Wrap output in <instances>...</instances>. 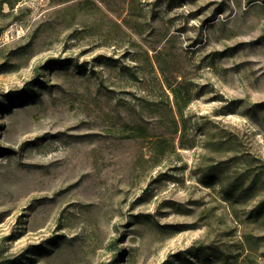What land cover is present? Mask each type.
<instances>
[{"label": "rangeland", "instance_id": "374dc122", "mask_svg": "<svg viewBox=\"0 0 264 264\" xmlns=\"http://www.w3.org/2000/svg\"><path fill=\"white\" fill-rule=\"evenodd\" d=\"M0 264H264V0H0Z\"/></svg>", "mask_w": 264, "mask_h": 264}, {"label": "trees", "instance_id": "16d2710c", "mask_svg": "<svg viewBox=\"0 0 264 264\" xmlns=\"http://www.w3.org/2000/svg\"><path fill=\"white\" fill-rule=\"evenodd\" d=\"M23 96V94H20V95H18V97H22ZM259 207V206H258ZM257 207V208H258ZM257 208H255V210L254 211H256L257 210Z\"/></svg>", "mask_w": 264, "mask_h": 264}]
</instances>
